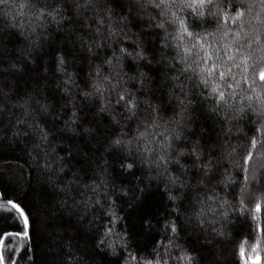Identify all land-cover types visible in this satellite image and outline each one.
I'll return each mask as SVG.
<instances>
[{
	"label": "trees",
	"instance_id": "trees-1",
	"mask_svg": "<svg viewBox=\"0 0 264 264\" xmlns=\"http://www.w3.org/2000/svg\"><path fill=\"white\" fill-rule=\"evenodd\" d=\"M0 201L5 264H264V0H0Z\"/></svg>",
	"mask_w": 264,
	"mask_h": 264
},
{
	"label": "water",
	"instance_id": "water-1",
	"mask_svg": "<svg viewBox=\"0 0 264 264\" xmlns=\"http://www.w3.org/2000/svg\"><path fill=\"white\" fill-rule=\"evenodd\" d=\"M0 205H7V206H10L11 208H13L17 212V214L20 216V218L24 224V227H25V233L24 234H17V233L9 232V233H6L2 236L1 241H0V263L5 264L4 260H3V256H2V247H3L5 240L8 237H12V236H18L22 239H28L30 226H29V221H28L26 214L24 213V211L22 210V208L18 204L11 202V201H0Z\"/></svg>",
	"mask_w": 264,
	"mask_h": 264
}]
</instances>
